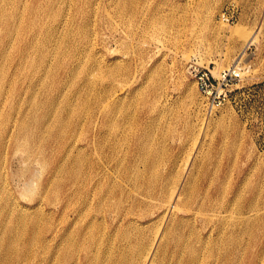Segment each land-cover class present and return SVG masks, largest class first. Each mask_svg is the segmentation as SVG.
<instances>
[{
  "label": "rangeland",
  "instance_id": "1",
  "mask_svg": "<svg viewBox=\"0 0 264 264\" xmlns=\"http://www.w3.org/2000/svg\"><path fill=\"white\" fill-rule=\"evenodd\" d=\"M129 1H131V3ZM145 1L146 0H0V44L2 42V51L0 54H3L2 57L0 55V77L5 78V82L3 84L5 93L8 94V92L10 90L12 91L14 88H16V86L20 87L21 85H24V87H26L28 84L29 91H27L25 100L22 103V107H24L23 109L31 112L35 110L39 116L46 110L47 112L49 111L48 113H53V116H65L63 118H65L66 121L69 120L67 123L68 134L65 142H70L73 145L76 143L75 146L78 148L70 150V147H67L70 158L68 164L71 162V165L73 163V165L76 166L77 156L79 154L78 149L82 144L81 139H78L81 137L83 132L80 123H82L88 117L89 110H91V108H95L96 101H98L97 93H104L103 97L105 99L111 92V97L109 98L110 102L106 100L107 102L105 101L103 105L108 103L114 106L117 105L115 108H117V111H120L122 115H120V112H118L119 115L117 114V127L113 129L115 134L111 133L114 135L113 141L115 142L113 143V150L109 152L110 149L108 147L105 148V151L103 152L104 156L102 154V158L106 159V155H112L110 160L111 164L118 166L116 168L117 172H119L117 175H125L127 177L134 178L135 173H140L143 175L142 181H144L146 178L148 179H146L147 181L145 180L144 182H141L142 184H135L133 179H131V182L125 181L124 183L126 186V193L131 192V198L133 197L140 199L142 197L140 200L145 199L147 202L152 201V197H156L157 192H161L160 188H165V190H168L167 188H169V186L172 184L173 185L171 187H181L180 183L185 182L190 177L189 174H195L196 177L194 178L193 188L196 191L206 190L209 191L210 194H213L217 191L215 190L216 188L220 190L225 189L222 191H226L227 196H230L234 190L238 191L239 194L241 193L240 196L242 201H240L239 204L230 206L229 208L232 211L233 209H238L237 211H239L240 207L247 204L250 199H254V202L257 200L255 202L256 213L254 212L253 218L244 222L246 226L244 223V225H242L243 232L241 235H239L238 239V243L243 248L241 251L242 256H239V261H237L236 264H249L250 261L254 262L255 264H264V0ZM6 3H8V8ZM23 3L27 4L24 5ZM232 4L233 6H231ZM68 5H70V7ZM128 5H130L129 10L127 8ZM123 6L124 8L121 9ZM226 7L233 8V11L236 14L237 19L234 23H228L221 20L219 15ZM130 9L133 10L131 11ZM56 11L58 15L56 14ZM117 11L118 13H116ZM159 13L161 16H159ZM120 16H123L124 18H120ZM107 17L109 19H107ZM165 17L166 19L164 20ZM162 19L165 22L163 21V23H161ZM77 20H79V22ZM60 24L63 25L61 26ZM30 26L32 28H30ZM49 35L51 36L52 40H49L51 39L49 38ZM87 42L89 45H87ZM28 43L32 46L34 45L33 48L30 46L27 49L26 46ZM60 44L62 45L60 46ZM86 46H90L91 48H87ZM4 48L5 50L3 51ZM48 48L50 50L47 51ZM58 49H60V51H58ZM9 50L11 52H9ZM88 50L90 54L87 53ZM98 51L101 52L99 53ZM49 53L52 56L49 55ZM193 59H197V61H199V63L203 66L210 65V68L214 74H218L221 70L226 68H237L241 73L242 79L232 87L229 94V99L222 108L211 113L209 110H207L205 106V98L201 95L194 78L188 72V64ZM24 62L25 64H23ZM13 66L15 68H13ZM84 67L85 71L83 69ZM44 69L46 70L44 71ZM21 70L25 72H22ZM101 74H103V76ZM11 75L13 77H11ZM112 75H115L113 77H115L116 80L112 77ZM148 75H150L151 78ZM71 76L74 77L71 79ZM122 76H124L123 78L126 80L122 79ZM99 77L101 80H99ZM40 78H42V81H40ZM36 80H38V83ZM87 80L89 83H87ZM73 81L74 83L72 84ZM92 81L94 82L91 83ZM62 83L65 85L63 86ZM100 83L103 84L100 85ZM157 83H161L160 86ZM150 85L152 87H150ZM12 86L14 88H12ZM104 87L106 89H104ZM157 87L160 89L158 90ZM24 89L26 90V88ZM142 89L145 90L143 91ZM89 90H92V92ZM140 90L143 92V94ZM128 93L130 95H128ZM28 94L31 97H29ZM87 95L90 96L88 97L89 99H87ZM155 96H158V99H156ZM138 100L139 102H137ZM120 101H122V103ZM153 104H155V106ZM30 105L34 106L30 107ZM138 105L140 106L139 108H137ZM74 109L76 112L71 116V113L74 111ZM69 117L73 118L71 119ZM148 119H150L149 121L151 122H149ZM124 122L126 123L124 124ZM71 130H73V132ZM89 131L90 130H87V132L90 134ZM109 131L111 132L112 130ZM127 131L129 134H127ZM138 136L140 137L139 141H137V139H139ZM149 136H151L150 139ZM71 137L72 139L70 140ZM151 138H154V140ZM91 149L92 156L97 157L95 153L96 150H94V148ZM12 150L13 152H11ZM62 151L63 150L60 148V151L58 152H61V154L65 153V156L67 151ZM150 151L153 154H151ZM87 152H89V150ZM116 152L119 156H117ZM139 152L141 153V156ZM36 155V153L32 155V153L27 151L15 153V150L11 146L9 147L5 157L6 169L4 168L1 170L4 173V176L7 177L8 182L10 183L9 187L12 189L13 193L19 200L22 199V201L20 200L22 204H33V202L31 203L25 200L22 193L28 194L27 190L29 188H27L28 186H26V184L30 182L34 175V177H38L40 174H42L40 172V165L36 163L34 159L36 160L37 158L38 160L42 161L44 157H42L43 155ZM134 156L138 158L135 159ZM57 158L58 156L54 160H57ZM72 158L73 160H71ZM151 164L155 165L151 166ZM27 165L29 166L28 169ZM134 165L139 167L136 168ZM22 166L23 168H21ZM36 171L38 172L37 175ZM58 178L61 179L60 176ZM153 179L156 181L154 182ZM0 186H2V184ZM21 188L24 190H21ZM132 194L135 197L132 196ZM126 200L128 202H126ZM130 202H132L131 199L128 200L126 197H123L122 199L115 200V205H112V207L114 210H120L123 212H127L128 210H133L134 213L145 212L146 214H149V216L143 219L141 222L136 223L141 231L139 234H134L136 231L134 232L133 228H131V230H133L131 232L134 234L131 243L130 239L121 237L123 234L121 232L126 229L125 227H122L120 228L122 230L119 233L118 231L120 229L113 235L115 240L114 243H111L110 247L116 259H118L120 255L119 249H122L123 252H129L131 258H133V262H136L149 249V246L151 245L149 239L152 237V235L157 231H162L170 222V217L168 219L163 218V220H157L155 217L156 215L151 213L153 208L152 203L148 202V206L144 207H132L133 205ZM29 210L32 213L34 208H30ZM184 210H188V212H185ZM195 210V207L192 205L181 209H175V216L173 217L174 219H172L176 223H187V226L182 229V231H185V234H187V237H189L188 231L190 227H195L200 233L203 224H205L201 217L194 219L193 215ZM59 219L60 217L55 216V225L61 223ZM75 219L76 217H72V221L70 222H74ZM188 223H190V225H188ZM59 226L63 227V224L61 223ZM246 227L248 229H246ZM104 240L105 238L103 241ZM28 242L29 236L27 234L23 237V239H20L18 243L22 248L23 244ZM53 242L56 244L55 246H57V248L65 244L61 238H57ZM246 247H250V249H245ZM153 250H156V253L152 251L153 254H158L157 262H155V264H175V241H171V238L165 245H163V241H160L153 246ZM3 253L4 252L1 250L0 262L3 259H11L15 256L12 253ZM56 254L57 253H54L55 256L51 260V264H85L87 261L84 253H78L73 256H69V261L63 262H60V257H56ZM67 254L69 255V253ZM261 256L262 258H260ZM159 259L162 260L160 263H158ZM204 260H209V262L212 263L215 259L205 253ZM182 262H186V258H183ZM214 264H216V261Z\"/></svg>",
  "mask_w": 264,
  "mask_h": 264
},
{
  "label": "bare ground",
  "instance_id": "2",
  "mask_svg": "<svg viewBox=\"0 0 264 264\" xmlns=\"http://www.w3.org/2000/svg\"><path fill=\"white\" fill-rule=\"evenodd\" d=\"M3 1V0H2ZM16 1V0H15ZM77 1V0H76ZM86 1V0H85ZM147 1V0H146ZM145 1V2H146ZM9 2V1H8ZM13 2V1H11ZM26 2V1H25ZM66 2V1H65ZM96 2V1H95ZM106 2V1H105ZM117 2V1H116ZM125 2V1H124ZM127 2V1H126ZM131 3V1H129ZM128 2V3H129ZM144 2V1H143ZM5 3V2H4ZM59 3V2H58ZM63 3V1H62ZM135 3V2H134ZM1 4V3H0ZM3 4V3H2ZM8 3H6L7 5ZM13 4V3H12ZM22 4V3H21ZM24 4V3H23ZM27 4V3H26ZM24 4V5H26ZM5 5V4H4ZM44 5V4H43ZM72 5V4H71ZM94 5V4H93ZM98 5V3H97ZM120 5V3H119ZM134 5V4H133ZM143 5V4H142ZM3 6V5H2ZM64 6V4H63ZM70 7V5H68ZM75 6V5H74ZM89 6V5H88ZM121 6V5H120ZM128 5V10H129ZM10 7V6H9ZM13 7V6H12ZM19 7V5H18ZM57 7V6H56ZM62 7V6H61ZM65 7V6H64ZM76 7V6H75ZM86 7V5H85ZM93 7V6H92ZM136 7V6H135ZM134 7V9H135ZM6 8V6H5ZM8 8V5H7ZM39 8V7H38ZM37 8V9H38ZM43 8V7H42ZM52 8V7H51ZM104 8V7H103ZM124 8L121 7V9ZM132 8V7H131ZM14 9V8H13ZM12 9V10H13ZM25 9V8H24ZM66 9V8H65ZM70 9V8H68ZM76 9V8H75ZM80 9V8H79ZM99 9V7H98ZM97 9V10H98ZM106 10V9H105ZM116 10V8H115ZM131 10V9H130ZM133 10V9H132ZM131 10V11H132ZM137 10V9H136ZM5 11V9H4ZM38 11V10H36ZM59 11V10H58ZM61 11V10H60ZM102 11V10H101ZM114 11V10H113ZM14 12V11H13ZM43 12V11H42ZM45 12V11H44ZM53 12V11H52ZM96 12V11H95ZM120 12V11H119ZM122 12V11H121ZM127 12V11H126ZM135 12V11H134ZM6 13V12H5ZM15 13V12H14ZM18 13V12H17ZM26 13V12H25ZM37 13V12H36ZM74 13V12H73ZM83 13V12H82ZM98 13V12H96ZM103 13V12H102ZM118 13V11L116 12ZM125 13V12H124ZM133 13V12H132ZM3 14V12H2ZM20 14V13H19ZM57 14V11H56ZM60 14V13H59ZM100 14V13H99ZM154 14V13H153ZM160 14V13H159ZM23 15V13H22ZM26 15V14H25ZM28 15V14H27ZM54 15V14H53ZM58 15V14H57ZM73 15V14H72ZM76 15V14H75ZM84 15V14H83ZM87 15V14H86ZM117 15V14H116ZM119 15V14H118ZM134 15V14H133ZM2 16V15H1ZM12 16V15H11ZM18 16V15H16ZM52 16V15H51ZM55 16V15H54ZM60 16V15H59ZM63 16V14H62ZM66 16V15H65ZM106 16V15H105ZM111 16V15H110ZM161 16V14L159 15ZM20 17V16H19ZM77 17V16H76ZM92 17V15H91ZM123 17V16H122ZM120 16V18H122ZM128 17V16H127ZM156 17V16H155ZM154 17V18H155ZM163 17V16H162ZM22 18V17H20ZM30 18V17H29ZM48 18V17H47ZM67 18V17H66ZM65 18V19H66ZM124 18V17H123ZM126 18V17H125ZM131 18V17H130ZM149 18V17H148ZM147 18V19H148ZM152 18V17H151ZM150 18V19H151ZM159 18V17H158ZM169 18V17H168ZM34 19V18H33ZM36 19V18H35ZM51 19V18H50ZM89 19V18H88ZM107 19H109L107 17ZM166 17L164 18V20ZM42 20V18H41ZM90 20V19H89ZM94 20V19H93ZM128 20V19H126ZM125 20V21H126ZM144 20V19H143ZM162 19L161 23L164 21ZM21 21V20H20ZM59 21V20H58ZM79 22V20H77ZM92 21V20H91ZM95 21V20H94ZM108 21V20H107ZM111 21V20H110ZM131 21V20H130ZM159 21V22H160ZM169 21V20H168ZM48 22V21H47ZM66 22V21H65ZM75 22V21H74ZM153 22V21H150ZM165 22V21H164ZM19 23V22H18ZM32 23V22H31ZM41 23V22H40ZM52 23V22H51ZM61 23V22H60ZM63 23V21H62ZM72 23V22H71ZM96 23V22H95ZM111 23V22H110ZM145 23V22H144ZM149 23V22H148ZM156 23V22H155ZM37 24V23H36ZM54 24V23H52ZM150 24V23H149ZM153 24V23H152ZM151 24V25H152ZM168 24V23H167ZM44 25V24H43ZM59 25V24H58ZM61 25V24H60ZM63 25V24H62ZM61 25V26H62ZM70 25V24H69ZM74 25V24H73ZM78 25V24H77ZM82 25V24H81ZM112 25V24H111ZM126 25V24H125ZM65 26V25H64ZM90 26V25H89ZM92 26V25H91ZM148 26V25H147ZM156 26V25H155ZM162 26V25H161ZM168 26V25H167ZM56 27V26H55ZM112 27V26H111ZM127 27V26H126ZM30 28H32L30 26ZM39 28V27H37ZM42 28V27H40ZM48 28V27H47ZM58 28V27H57ZM62 28V27H61ZM60 28V31H61ZM148 28V27H147ZM165 28V27H164ZM167 28V27H166ZM15 29V28H14ZM13 29V30H14ZM25 29V28H24ZM50 29V28H49ZM72 29V28H71ZM91 29V28H90ZM41 30V29H40ZM45 30V29H44ZM54 30V29H53ZM73 30V29H72ZM86 30V29H85ZM89 30V29H88ZM150 30V29H149ZM153 30V28H152ZM18 31V30H17ZM32 31V30H31ZM50 31V30H49ZM59 31V30H58ZM63 31V30H62ZM75 31V30H74ZM99 31V30H98ZM148 31V30H147ZM166 31V30H165ZM16 32V30H15ZM85 32V31H84ZM91 32V31H90ZM144 32V31H143ZM163 32V31H162ZM13 33V32H12ZM11 33V34H12ZM22 33V32H21ZM46 33V32H45ZM57 33V32H56ZM87 33V32H86ZM92 33V32H91ZM10 34V32H9ZM31 34V33H30ZM55 34V33H54ZM53 34V36H54ZM76 34V33H75ZM71 35V34H70ZM78 35V34H77ZM97 35V34H96ZM99 35V34H98ZM158 35V34H157ZM156 35V36H157ZM32 36V34H31ZM30 36V37H31ZM50 36V35H49ZM15 37V36H13ZM36 37V36H35ZM39 37V36H38ZM47 37V36H46ZM55 37V36H54ZM62 37V36H61ZM69 37V36H68ZM77 37V36H76ZM79 37V36H78ZM97 37V36H96ZM22 38V37H21ZM51 38V36L49 37ZM58 38V37H57ZM92 38V37H91ZM90 38V39H91ZM11 39V38H9ZM20 39V38H19ZM59 39V38H58ZM72 39V38H71ZM8 40V39H7ZM15 40V39H14ZM48 40V38H47ZM49 40H52L49 39ZM83 40V39H82ZM87 40V39H86ZM13 41V40H12ZM45 41V40H43ZM55 41V40H54ZM90 41V40H89ZM35 42V41H34ZM33 42V43H34ZM56 42V41H55ZM80 42V41H79ZM83 42V41H82ZM85 42V41H84ZM13 43V42H12ZM31 43V42H30ZM48 43V41H47ZM57 43V42H56ZM2 44V42H1ZM0 44V52L2 45ZM8 44V43H7ZM6 44V45H7ZM14 44V43H13ZM58 44V43H57ZM74 44V43H73ZM20 45V44H19ZM23 45V43H22ZM41 45V44H40ZM49 45V44H48ZM62 44H60L61 46ZM87 45L89 43L87 42ZM12 46V45H10ZM32 46L27 44V49ZM34 46V45H33ZM32 46V48H33ZM36 46V45H35ZM38 46V44H37ZM54 46V45H53ZM71 46V45H70ZM80 46V45H79ZM83 46V44H82ZM85 46V45H84ZM13 47V46H12ZM19 47V46H18ZM42 47V46H41ZM44 47V46H43ZM81 47V46H80ZM87 47V46H86ZM94 47V46H93ZM15 48V46H14ZM31 48V49H32ZM52 48V47H51ZM62 48V47H61ZM74 48V47H73ZM87 48H91L90 46ZM86 48V49H87ZM42 49V48H40ZM5 48L3 49V51ZM19 50V49H18ZM46 50V49H45ZM50 50L49 48L47 51ZM56 50V49H55ZM54 50V51H55ZM70 50V49H69ZM76 50V49H75ZM90 50V49H89ZM89 50L87 53H89ZM93 50V49H92ZM91 50V51H92ZM14 51V50H13ZM22 51V50H21ZM46 51V52H47ZM60 51V49H58ZM57 51V52H58ZM62 51V50H61ZM82 51V50H81ZM8 52V51H7ZM9 52H11L9 50ZM19 52V51H18ZM26 52V51H25ZM56 52V53H57ZM85 52V51H84ZM83 52V53H84ZM99 52V51H98ZM101 52V51H100ZM99 52V53H100ZM28 53V52H26ZM40 53V52H39ZM48 53V52H47ZM72 53V52H71ZM75 53V52H74ZM97 53V52H96ZM195 53V52H194ZM11 54V53H10ZM22 54V53H21ZM24 54V53H23ZM35 54V53H34ZM90 54V53H89ZM1 55V54H0ZM29 55V54H28ZM49 55H51L49 53ZM59 55V54H58ZM62 55V54H61ZM88 55V54H87ZM94 55V54H93ZM202 55V54H201ZM3 54L1 55V57ZM19 56V55H18ZM52 56V55H51ZM74 56V55H73ZM77 56V55H76ZM85 56V55H84ZM141 56V55H140ZM30 57V56H29ZM43 57V56H42ZM45 57V55H44ZM48 57V56H47ZM50 57V56H49ZM65 57V56H64ZM83 57V56H82ZM93 57V56H92ZM6 58V57H5ZM4 58V59H5ZM9 58V57H8ZM33 58V57H32ZM31 58V59H32ZM46 58V57H45ZM75 58V57H74ZM88 58V57H87ZM94 58V57H93ZM201 58V57H200ZM2 59V58H1ZM25 59V58H24ZM57 59V58H56ZM90 59V58H89ZM198 59V58H197ZM27 60V59H26ZM25 60V61H26ZM43 60V59H42ZM49 60V59H48ZM61 60V58H60ZM64 60V59H63ZM82 60V59H81ZM206 60V59H205ZM8 61V60H7ZM19 61V60H18ZM17 61V62H18ZM40 61V60H39ZM54 61V60H53ZM76 61V60H75ZM93 61V60H92ZM202 61V60H201ZM208 61V60H207ZM3 62V61H2ZM28 62V60H27ZM41 62V61H40ZM48 62V61H47ZM81 62V61H80ZM88 62V61H87ZM95 62V60H94ZM102 62V61H101ZM199 62V61H198ZM4 63V62H3ZM20 63V61H19ZM61 63V62H60ZM65 63V62H64ZM78 63V62H77ZM91 63V62H90ZM103 63V62H102ZM106 63V62H105ZM8 64V63H7ZM25 64V62L23 63ZM45 64V63H43ZM62 64V63H61ZM66 64V63H65ZM79 64V63H78ZM83 64V63H82ZM200 64V63H199ZM11 65V63H10ZM18 65V64H17ZM28 65V64H27ZM37 65V64H36ZM60 65V64H59ZM81 65V64H80ZM104 65V64H103ZM125 65V64H124ZM1 66V65H0ZM24 66V65H23ZM35 66V64H34ZM33 66V67H34ZM45 66V65H44ZM47 66V65H46ZM84 66V65H82ZM86 66V65H85ZM88 66V64H87ZM91 66V64H90ZM97 66V65H96ZM108 66V65H107ZM30 67V66H29ZM38 67V66H37ZM43 67V66H42ZM123 67V66H122ZM143 67V66H142ZM13 68H15L13 66ZM40 68V64H39ZM54 68V67H52ZM67 68V67H66ZM72 68V67H71ZM89 68V67H88ZM99 68V67H98ZM108 68V67H107ZM113 68V67H112ZM111 68V69H112ZM118 68V67H117ZM116 68V69H117ZM125 68V67H123ZM129 68V67H128ZM127 68V69H128ZM2 69V68H1ZM19 69V68H18ZM25 69V68H24ZM34 69V68H33ZM85 71V67L83 68ZM101 69V68H100ZM119 69V68H118ZM6 70V69H5ZM13 70V69H12ZM28 70V69H26ZM36 70V69H35ZM46 69H44L45 71ZM54 70V69H52ZM76 70V69H74ZM92 70V68H91ZM102 70V69H101ZM123 70V69H122ZM4 71V70H3ZM15 71V70H14ZM22 71V70H21ZM49 71V70H48ZM59 71V70H58ZM65 71V70H64ZM93 71V70H92ZM107 71V69H106ZM112 71V70H111ZM124 71V70H123ZM122 71V72H123ZM126 71V69H125ZM150 71V69H149ZM155 71V70H154ZM153 71V72H154ZM13 72V71H12ZM19 72V71H18ZM25 72V71H22ZM20 72V73H22ZM33 72V71H32ZM80 72V71H79ZM101 72V71H100ZM19 73V74H20ZM29 73V71H28ZM38 73V72H37ZM42 73V72H41ZM50 73V72H49ZM66 73V72H65ZM72 73V72H71ZM114 73V72H113ZM120 73V71H119ZM11 74V73H10ZM35 74V73H34ZM48 74V72H47ZM73 74V73H72ZM75 74V73H74ZM87 74V72H86ZM91 74V73H90ZM118 74V73H117ZM126 74V73H125ZM130 74V73H129ZM152 74V73H151ZM160 74V73H159ZM6 75V74H5ZM4 75V76H5ZM21 75V74H20ZM31 75V74H30ZM33 75V74H32ZM40 75V74H39ZM63 75V74H62ZM61 75V76H62ZM66 75V74H65ZM81 75V74H79ZM78 75V77H79ZM99 75V74H98ZM103 76V74H101ZM106 75V74H105ZM116 75V74H115ZM115 75H112L115 76ZM119 75V74H118ZM123 75V74H122ZM141 75V74H140ZM161 75V74H160ZM2 76V75H1ZM42 76V75H41ZM77 76V75H76ZM126 76V75H125ZM150 76V75H148ZM11 77H13L11 75ZM17 77V76H16ZM65 77V76H64ZM74 77V76H73ZM71 76V79L73 78ZM88 77V75H87ZM94 77V76H93ZM101 77V76H100ZM99 77V80H101ZM121 77V76H120ZM124 76H122V79ZM140 77V76H139ZM162 77V75H161ZM10 78V77H9ZM19 78V77H18ZM24 78V77H23ZM35 78V77H34ZM46 78V77H45ZM77 78V77H76ZM75 78V80H76ZM86 78V77H85ZM91 78V77H90ZM89 78V79H90ZM102 78V77H101ZM115 79V77H113ZM117 78V77H116ZM128 78V77H127ZM144 78V77H143ZM151 78V76H150ZM149 78V79H150ZM157 78V77H156ZM163 78V77H162ZM4 77H0V251L4 253L14 254V258L3 259L0 264H51V260L60 257V262L69 261V256L78 253H84L87 261L85 264H155L157 262L158 254H153V246L163 241V245L171 241H175V264H236L241 255L242 246L238 243L239 235H241L242 225L245 221L253 218L255 212V201L250 199L247 204L238 209L229 208L232 205L239 204L241 193L234 190L230 196H227L225 189H216L215 193L210 194L209 191H196L193 188L195 174H189V178L185 182H181V187L175 186L160 188L161 192H157L156 197H152V214H155L156 219L170 217V222L162 231L155 232L150 240L149 249L144 255L133 262V258L129 252L120 250L119 258L116 259L111 250V243H114V234L122 227H125L121 233L122 238L133 240L134 234H139L141 231L136 225L143 219L149 216L145 212L134 213L133 210H126L127 212L114 210L112 205H115V200L126 197L132 200V207L135 206H148L147 200H140L138 198H131V192L126 193L125 181L136 183L144 182L143 175L135 173L134 178L125 175H117V167L111 164V154L106 155V159L102 158L105 148L113 150V129L117 127V105H110V103L103 105L107 100L110 102L111 92L104 99L102 93H97V100L95 108L89 110L88 117L82 122L81 128L83 129L81 139V146L79 147V154L77 156V167L69 163L68 148L73 150L76 147L72 143H66L67 137V123L65 116L56 117L46 110L39 116L35 110L28 111L23 109L22 103L25 100V95L29 91V85H24L10 90L8 94L5 93L3 84ZM42 81V78H40ZM68 79V78H67ZM92 79V78H91ZM96 79V78H95ZM8 80V79H7ZM51 80V78H50ZM56 80V79H55ZM65 80V79H64ZM86 80V79H85ZM93 80V79H92ZM109 80V79H108ZM111 80V79H110ZM113 80V79H112ZM116 80V79H115ZM126 80V79H125ZM164 80V79H163ZM16 81V79H15ZM38 83V80H36ZM61 81V80H60ZM66 81V80H65ZM104 81V80H102ZM120 81V80H119ZM118 81V83H119ZM138 81V80H137ZM147 81V80H145ZM151 81V80H150ZM159 81V80H156ZM52 82V80H51ZM63 82V81H62ZM92 81L91 83H93ZM106 82V81H105ZM144 82V81H143ZM153 82V81H152ZM155 82V81H154ZM11 83V82H10ZM14 83V82H13ZM34 83V82H33ZM61 83V82H60ZM71 83V82H70ZM74 81L72 82V84ZM87 83L88 80H87ZM112 83V82H111ZM116 83V82H115ZM117 83V84H118ZM123 83V82H122ZM8 84V82H7ZM18 84V82H17ZM31 84V82H30ZM51 84V83H50ZM53 84V83H52ZM58 84V83H57ZM63 84V83H62ZM61 84V85H62ZM103 83H100V85ZM127 84V83H126ZM148 84V82H147ZM158 84V83H157ZM161 84V83H160ZM160 84H158L160 86ZM60 85V84H59ZM65 84H63L64 86ZM69 85V84H68ZM76 85V84H75ZM86 85V84H85ZM89 85V84H88ZM99 85V84H98ZM122 85V84H120ZM129 85V84H128ZM149 85V84H148ZM193 85V83H192ZM39 86V85H38ZM44 86V85H43ZM112 86V85H111ZM114 86V85H113ZM140 86V85H139ZM158 86V87H159ZM73 87V86H72ZM80 87V86H79ZM131 87V86H130ZM150 87H152L150 85ZM157 87V89H158ZM192 87V86H191ZM195 87V85H194ZM26 88V90L24 89ZM37 88V87H34ZM42 88V87H41ZM49 88V87H48ZM52 88V87H51ZM54 88V87H53ZM57 88V86H56ZM71 88V87H70ZM78 88V87H77ZM84 88V87H83ZM86 88V87H85ZM92 88V87H90ZM97 88V87H96ZM102 88V87H101ZM156 88V87H155ZM190 88V87H189ZM33 89V88H32ZM69 89V88H68ZM79 89V88H78ZM81 89V87H80ZM94 89V88H92ZM104 89H106L104 87ZM129 89V88H127ZM141 89V88H139ZM160 89V88H159ZM158 89V90H159ZM34 90V89H33ZM65 90V89H64ZM71 90V89H70ZM69 90V91H70ZM111 90V89H109ZM108 90V91H109ZM115 90V89H113ZM143 90V89H142ZM145 90V89H144ZM143 90V91H144ZM147 90V89H146ZM150 90V89H149ZM155 90V89H154ZM190 90V89H189ZM60 91V90H59ZM90 91V90H89ZM121 91V90H120ZM141 91V90H140ZM139 91V92H140ZM31 92V91H30ZM36 92V91H35ZM65 92V91H64ZM80 92V91H79ZM92 92V90L90 91ZM99 92V91H98ZM104 92V90H103ZM137 92V91H134ZM138 92V94H139ZM142 92V91H141ZM148 92V91H147ZM155 92V91H154ZM190 92V91H189ZM75 93V92H74ZM89 93V92H88ZM87 93V94H88ZM33 94V92H32ZM68 94V93H66ZM79 94V93H78ZM77 94V95H78ZM114 94V93H113ZM123 94V93H122ZM135 94V93H133ZM137 94V95H138ZM143 94V92H142ZM146 94V93H145ZM144 94V95H145ZM156 94V93H155ZM154 94V95H155ZM161 94V93H160ZM63 95V94H62ZM69 95V94H68ZM74 95V94H73ZM86 95V94H85ZM117 95V94H116ZM128 95H130L128 93ZM136 95V94H135ZM153 95V94H151ZM158 95V94H157ZM192 95V94H191ZM29 96V94H28ZM80 96V95H79ZM93 96V95H92ZM134 96V95H133ZM141 96V95H140ZM143 96V95H142ZM161 96V95H160ZM159 96V97H160ZM31 97V96H29ZM81 97V96H80ZM87 95V99H89ZM122 97V96H121ZM128 97V96H127ZM132 97V96H130ZM137 97V96H136ZM156 97V96H155ZM158 97V96H157ZM156 97V99H158ZM53 98V97H52ZM67 98V97H66ZM72 98V97H71ZM84 98V97H83ZM82 98V99H83ZM96 98V96H95ZM120 98V97H119ZM123 98V97H122ZM147 98V97H146ZM152 98V97H151ZM86 99V98H85ZM84 99V100H85ZM132 99V98H130ZM134 99V98H133ZM143 99V98H142ZM141 99V100H142ZM162 99V98H159ZM83 100V101H84ZM96 100V99H95ZM116 100V98H115ZM125 100V99H124ZM128 100V99H127ZM152 100V99H151ZM35 101V99H34ZM57 101V100H56ZM70 101V100H69ZM68 101V102H69ZM93 101V100H92ZM106 101V102H107ZM113 101V100H112ZM160 101V100H159ZM31 102V101H30ZM33 102V99H32ZM39 102V101H38ZM50 102V101H49ZM64 102V99H63ZM78 102V101H77ZM76 102V103H77ZM82 102V101H80ZM122 103V101H120ZM119 102V103H120ZM125 102V101H124ZM134 102V101H133ZM139 102V100L137 101ZM141 102V101H140ZM152 102V101H150ZM156 102V101H155ZM62 103V102H61ZM85 103V102H84ZM118 103V102H117ZM120 103V104H121ZM129 103V102H128ZM127 103V104H128ZM158 103V102H157ZM30 104V103H29ZM52 104V103H51ZM56 104V103H55ZM60 104V103H59ZM68 104V103H67ZM89 104V103H88ZM134 104V103H133ZM142 104V103H141ZM140 104V105H141ZM151 104V103H150ZM149 104V105H150ZM156 104V103H155ZM155 104H153L155 106ZM26 105V104H25ZM28 105V104H27ZM72 105V104H71ZM135 105V104H134ZM165 105V104H164ZM24 106V105H23ZM34 105H30L32 107ZM50 106V105H49ZM58 106V105H57ZM63 106V105H62ZM61 106V108H62ZM76 106V105H75ZM80 106V105H79ZM78 106V107H79ZM114 106V107H113ZM125 106V105H124ZM136 106V105H135ZM152 106V105H150ZM162 106V105H161ZM28 107V106H27ZM45 107V106H44ZM69 107V106H68ZM83 107V106H82ZM87 107V106H86ZM121 107V106H120ZM140 106L138 105L137 108ZM164 107V106H163ZM42 108V107H41ZM49 108V107H48ZM51 108V107H50ZM80 108V107H79ZM122 108V107H121ZM124 108V107H123ZM132 108V107H131ZM142 108V107H141ZM152 108V107H151ZM166 108V107H165ZM27 109V108H26ZM34 109V108H33ZM47 109V108H46ZM55 109V108H54ZM57 109V108H56ZM71 109V108H70ZM129 109V108H128ZM143 109V108H142ZM149 109V108H148ZM147 109V110H148ZM37 110V109H36ZM44 110V109H43ZM42 110V111H43ZM52 110V108H51ZM78 110V109H77ZM80 110V109H79ZM82 110V109H81ZM141 110V109H140ZM155 110V109H154ZM163 110V109H162ZM53 111V110H52ZM86 111V110H85ZM124 111V110H123ZM129 111V110H128ZM133 111V109H132ZM139 111V110H137ZM149 111V110H148ZM151 111V110H150ZM54 112V111H53ZM67 112V111H66ZM76 110L71 113L74 115ZM78 112V111H77ZM83 112V111H82ZM134 112V111H133ZM159 112V111H158ZM55 113V112H54ZM86 113V112H85ZM125 113V112H124ZM163 113V112H162ZM77 114V113H76ZM82 114V113H80ZM128 114V113H127ZM150 114V113H147ZM173 114V113H172ZM69 115V114H68ZM79 115V114H77ZM76 115V116H77ZM85 115V114H84ZM119 115V114H118ZM120 115L121 112H120ZM169 115V114H168ZM81 116V115H80ZM86 116V115H85ZM127 116V115H126ZM125 116V117H126ZM149 116V115H148ZM157 116V115H156ZM79 117V116H78ZM77 117V119H78ZM83 117V115H82ZM130 117V116H129ZM134 117V116H133ZM137 117V116H136ZM71 118V117H69ZM73 118V117H72ZM71 118V119H72ZM121 118V117H120ZM124 118V117H123ZM142 118V117H141ZM144 118V117H143ZM154 118V117H153ZM132 119V118H131ZM150 119H148L149 121ZM152 120V119H151ZM79 121V119H78ZM121 121V120H120ZM131 121V120H130ZM133 121V119H132ZM147 121V120H146ZM75 122V121H74ZM151 122V121H149ZM155 122V121H154ZM160 122V121H159ZM126 122H124L125 124ZM141 123V122H140ZM223 123V122H222ZM75 124V123H74ZM73 124V125H74ZM78 124V123H77ZM79 125V124H78ZM120 125V124H119ZM219 125V124H218ZM122 126V124H121ZM125 126V125H124ZM130 126V125H129ZM187 126V125H186ZM70 127V126H69ZM77 127V126H76ZM80 127V126H79ZM78 127V128H79ZM188 127V126H187ZM223 127V126H222ZM75 128V127H74ZM120 128V127H119ZM130 128V127H129ZM186 128V127H185ZM189 128V127H188ZM122 129V128H121ZM70 130V129H69ZM75 130V129H74ZM78 130V129H77ZM90 130V134L87 132ZM109 130H112L111 132ZM141 130V129H139ZM184 130V129H183ZM73 132V130H71ZM125 131V130H124ZM144 131V130H143ZM146 131V129H145ZM150 132V130H149ZM179 132V131H178ZM113 133V134H111ZM121 133V132H120ZM151 133V132H150ZM156 133V132H155ZM72 134V133H71ZM75 134V133H74ZM123 134V133H121ZM127 134L128 131H127ZM139 134V133H138ZM149 134V133H148ZM154 134V133H153ZM118 135V134H117ZM143 135V134H141ZM77 136V135H76ZM140 136V135H139ZM138 136L140 140V137ZM147 136V135H146ZM145 136V138H146ZM75 137V136H74ZM79 137V136H78ZM151 136H149L150 139ZM153 137V135H152ZM127 138V137H126ZM137 138V137H136ZM72 137L70 138V140ZM77 139V138H76ZM144 139V138H143ZM154 140V138H151ZM69 140V139H68ZM75 140V139H74ZM72 140V141H74ZM76 141V140H75ZM113 141V142H112ZM149 141V140H148ZM147 141V143H148ZM152 141V140H151ZM68 142V141H67ZM77 142V141H76ZM139 143V142H138ZM142 144V143H141ZM145 144V143H144ZM150 144V142H149ZM143 145V144H142ZM147 145V144H146ZM13 147L15 153L20 151L37 154L36 156L43 155L42 161L34 159L40 165V174L38 177H32L30 182L26 184L29 188L27 193H22L25 200L33 202V204H22V199H18L9 187V182L4 173L1 171L5 168L6 154L9 147ZM37 146V147H36ZM150 146V145H148ZM139 147V146H138ZM141 147V146H140ZM144 147V146H143ZM153 147V146H152ZM155 147V146H154ZM60 148L67 151V154H61ZM96 150L97 157H93L92 149ZM101 148V149H100ZM116 148V147H114ZM100 149V150H99ZM147 149V148H146ZM89 150V152H87ZM144 150V148H143ZM62 151V152H63ZM118 151V150H116ZM13 152V150L11 151ZM115 152V151H114ZM122 152V151H121ZM151 152V151H150ZM156 152V150H155ZM94 153V154H95ZM117 153V152H116ZM138 153V152H137ZM140 153V152H139ZM146 153V152H145ZM58 154V155H56ZM90 154V155H89ZM108 154V152H107ZM120 154V153H119ZM147 154V153H146ZM151 154H153L151 152ZM14 155V154H13ZM12 155V156H13ZM24 155V153H23ZM26 155V154H25ZM60 155V156H59ZM77 155V154H76ZM95 155V156H96ZM143 155V153H142ZM16 156V155H15ZM14 156V157H15ZM28 156V155H27ZM58 156L57 160H54ZM73 156V155H72ZM71 156V157H72ZM104 156V154H103ZM117 156L118 153H117ZM137 156V155H136ZM141 156V153H140ZM32 157V156H31ZM29 157V158H31ZM75 157V156H74ZM125 157V156H124ZM123 157V158H124ZM135 157V156H134ZM144 157V156H143ZM142 157V158H143ZM28 158V157H27ZM138 157H135V159ZM11 159V158H10ZM134 159V158H133ZM134 159V160H135ZM141 159V158H139ZM21 160V159H20ZM24 160V159H23ZM26 160V159H25ZM73 160V158L71 159ZM115 160V159H114ZM30 161V160H29ZM122 161V160H121ZM132 161V160H131ZM136 161V160H135ZM144 161V160H143ZM123 162V161H122ZM141 162V161H140ZM148 162V161H147ZM154 162V161H153ZM10 163V162H9ZM24 163V162H21ZM31 163V162H29ZM28 163V164H29ZM35 163V164H36ZM124 163V162H123ZM129 163V162H128ZM136 163V162H135ZM143 163V162H142ZM152 163V162H151ZM156 163V162H155ZM27 164V163H24ZM132 164V163H131ZM130 164V165H131ZM37 165V164H36ZM118 165V164H117ZM121 165V164H120ZM153 164H151L152 166ZM155 165V164H154ZM153 165V166H154ZM19 166V165H18ZM135 166V165H134ZM197 166V165H196ZM27 165V169H28ZM37 167V166H36ZM126 167V166H125ZM136 167V166H135ZM139 167V166H138ZM136 167V168H138ZM149 167V166H148ZM156 167V166H155ZM23 168V166L21 167ZM129 168V167H128ZM152 168V167H150ZM154 168V167H153ZM6 169V168H5ZM39 169V168H38ZM155 169V168H154ZM197 169V168H196ZM137 170V169H136ZM150 170V169H149ZM156 170V169H155ZM158 170V169H157ZM35 171V170H34ZM39 171V170H37ZM36 171V172H37ZM135 171V170H134ZM35 172V173H36ZM114 172V173H113ZM126 172V171H125ZM128 172V171H127ZM131 172V171H130ZM138 172V171H137ZM143 172V171H142ZM121 173V172H120ZM132 173V172H131ZM23 174V173H20ZM38 172L36 173V175ZM62 174V175H61ZM125 174V173H124ZM133 174V173H132ZM148 174V173H147ZM155 174V173H154ZM146 175V174H145ZM153 175V174H152ZM32 176V175H31ZM61 177L59 179L58 177ZM129 176V175H128ZM174 176V175H171ZM21 177V176H20ZM146 177V176H145ZM150 177V176H149ZM148 177V178H149ZM154 177V176H153ZM22 178V177H21ZM173 178V177H172ZM223 178V177H222ZM175 179V178H174ZM216 179V178H215ZM20 180V179H19ZM148 180V179H147ZM146 180V181H147ZM151 180V179H150ZM154 180V179H153ZM172 180V179H171ZM13 181V180H12ZM156 180H154L155 182ZM169 181V180H168ZM167 181V182H168ZM16 182V181H15ZM18 182V181H17ZM149 182V181H148ZM166 182V183H167ZM171 182V181H170ZM26 183V182H25ZM146 183V182H145ZM263 183V182H262ZM0 184V185H1ZM142 184V183H141ZM150 184V183H148ZM147 184V185H148ZM168 184V183H167ZM23 186V185H22ZM25 186V185H24ZM143 186V185H142ZM153 186V185H152ZM161 186V185H159ZM20 187V186H19ZM138 187V186H137ZM171 187V188H170ZM263 187V186H262ZM25 188V187H24ZM142 188V187H141ZM159 188V187H158ZM23 188H21L22 190ZM26 189V188H25ZM138 189V188H137ZM262 189V188H261ZM24 190V189H23ZM140 190V189H139ZM148 190V189H147ZM155 190V189H154ZM137 191V190H136ZM150 192V191H149ZM153 192V191H152ZM257 192V191H256ZM21 193V192H20ZM19 193V194H20ZM143 193V192H142ZM147 193V192H146ZM30 194V195H29ZM135 194V193H134ZM147 195V194H146ZM149 195V194H148ZM229 195V194H228ZM259 195V193H258ZM132 196H134L132 194ZM138 196V195H137ZM152 196V195H151ZM135 197V196H134ZM144 197V196H143ZM253 197V196H252ZM262 197V196H261ZM255 198V197H254ZM125 200V199H124ZM24 202V201H23ZM28 202V203H29ZM126 202H128L126 200ZM125 203V201H124ZM129 203V204H130ZM260 203V202H259ZM118 204V201H117ZM121 204V203H120ZM125 205V204H124ZM150 205V204H149ZM189 205L195 207V218H202L205 222L202 230L199 231L195 227L189 228V237L182 229L187 226L184 222L176 223L172 219L175 216V209L185 208ZM120 206V205H119ZM262 206V205H261ZM127 207V206H126ZM30 208H34L31 213ZM48 209V211H47ZM122 209V208H121ZM129 209V208H128ZM138 209V208H137ZM136 209V210H137ZM143 209V208H142ZM145 209V208H144ZM33 210V209H32ZM30 211V212H29ZM139 211V210H137ZM141 211V209H140ZM145 211V210H144ZM188 212V210H184ZM113 212V213H112ZM150 212V211H149ZM53 213V215H52ZM93 213V215H92ZM148 213V212H147ZM256 213V212H255ZM258 213V211H257ZM55 216L60 217L59 221L63 224H54ZM258 216V215H257ZM264 216V215H263ZM72 217H76L74 222ZM91 218V219H89ZM89 219V220H88ZM100 219V220H99ZM244 223V224H243ZM254 223V222H253ZM58 225V226H57ZM190 225V223H188ZM68 226V229H67ZM246 226V224H245ZM248 226V224H247ZM133 228V230H131ZM136 228V229H135ZM246 229H248L246 227ZM67 230V231H66ZM120 229L118 233L121 231ZM167 232V233H166ZM117 233V234H118ZM28 234L29 242L23 244L22 248L19 245V240L23 239ZM142 235V234H141ZM140 235V237H141ZM244 235V234H243ZM103 236V237H102ZM113 236V237H112ZM7 237V238H5ZM229 237V239H228ZM242 237V236H241ZM240 237V238H241ZM61 238L65 244L55 246L53 241ZM105 240L103 241V239ZM254 239V238H253ZM27 240V239H26ZM229 240V241H228ZM23 241V240H22ZM20 241V242H22ZM241 241V240H240ZM260 245V244H259ZM131 249V248H130ZM179 249V251H178ZM245 249H250L246 247ZM207 252H205V251ZM264 251V250H263ZM156 253V250L154 251ZM259 252V251H258ZM3 253V254H4ZM69 253V255L67 254ZM207 253L215 260L210 263L209 260H204V254ZM262 254V253H261ZM11 255V254H10ZM259 255V254H258ZM1 256V255H0ZM130 256V257H129ZM157 256V257H156ZM242 256V255H241ZM240 256V257H241ZM5 257V256H3ZM2 257V258H3ZM12 257V256H11ZM257 257V256H256ZM264 257V256H263ZM10 258V257H9ZM156 258V259H155ZM186 258V262H182ZM262 258V256L260 257ZM241 259V258H240ZM258 259V258H257ZM162 260L159 259L160 263ZM257 261V260H256ZM243 262V261H242ZM260 262V261H259ZM264 263V262H263ZM78 264V263H77ZM249 264H255L251 262Z\"/></svg>",
  "mask_w": 264,
  "mask_h": 264
},
{
  "label": "built area",
  "instance_id": "3",
  "mask_svg": "<svg viewBox=\"0 0 264 264\" xmlns=\"http://www.w3.org/2000/svg\"><path fill=\"white\" fill-rule=\"evenodd\" d=\"M219 16L222 21L228 23H234L237 19L233 8L228 7L224 8ZM188 72L194 78L201 95L205 98V106L210 113L225 105L232 87L242 79L237 68H226L218 74H214L210 65L203 66L199 64L197 59L189 62Z\"/></svg>",
  "mask_w": 264,
  "mask_h": 264
}]
</instances>
